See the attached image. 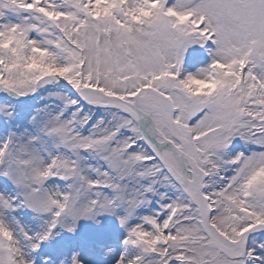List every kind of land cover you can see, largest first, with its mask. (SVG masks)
I'll use <instances>...</instances> for the list:
<instances>
[{"label": "snow or ice", "instance_id": "snow-or-ice-1", "mask_svg": "<svg viewBox=\"0 0 264 264\" xmlns=\"http://www.w3.org/2000/svg\"><path fill=\"white\" fill-rule=\"evenodd\" d=\"M0 264H264V0H0Z\"/></svg>", "mask_w": 264, "mask_h": 264}]
</instances>
